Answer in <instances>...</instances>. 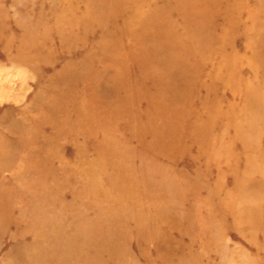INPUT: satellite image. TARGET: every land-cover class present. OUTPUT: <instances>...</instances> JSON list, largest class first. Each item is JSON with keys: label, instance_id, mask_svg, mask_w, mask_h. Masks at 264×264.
<instances>
[{"label": "rangeland", "instance_id": "rangeland-1", "mask_svg": "<svg viewBox=\"0 0 264 264\" xmlns=\"http://www.w3.org/2000/svg\"><path fill=\"white\" fill-rule=\"evenodd\" d=\"M0 264H264V0H0Z\"/></svg>", "mask_w": 264, "mask_h": 264}]
</instances>
